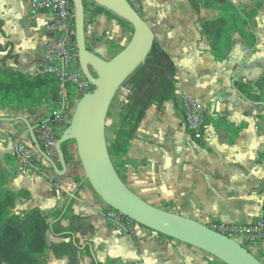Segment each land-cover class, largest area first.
<instances>
[{"label": "crops", "instance_id": "crops-1", "mask_svg": "<svg viewBox=\"0 0 264 264\" xmlns=\"http://www.w3.org/2000/svg\"><path fill=\"white\" fill-rule=\"evenodd\" d=\"M239 7L254 8L252 0H232ZM142 17L155 33V39L173 58L177 67V99L159 112L154 106L140 123L126 156L114 160L124 174L127 185L146 201L160 207L172 204V212L202 223L218 221L244 224L264 216V104L244 97L234 86L241 79L254 82L264 76V7L252 21L257 44L250 48L234 34V44L223 61L209 52L210 42L202 33L199 15L188 0H139ZM85 9L87 47L109 60L114 45L123 49L129 42L130 30H124L115 18L94 15ZM215 9H203L200 19H212ZM51 13H31V0H0V68L6 67L35 74L47 69L48 45L57 37L50 29ZM118 38V39H117ZM117 39V40H115ZM116 41V42H115ZM114 42V43H113ZM2 47V48H1ZM247 58L245 59V57ZM192 95L208 109L210 123L205 128L206 146L193 140L186 131L180 108L181 97ZM56 107L51 102L37 108L36 114L19 110L23 116L36 118ZM0 108V116L8 117ZM19 122V123H18ZM21 122V123H20ZM236 131H235V130ZM32 142L22 121H0V166L17 169L8 186L13 191L27 190L28 198H19L15 212L40 208L50 215L74 199L71 215L79 218L76 225L81 243L92 242L97 258L103 264H226L192 245L170 239L140 225L131 232L114 227L107 219L109 205L84 182L79 159L68 163L65 174L53 169H18L13 151L17 144ZM76 153V152H75ZM8 156V157H7ZM70 220H64L69 225ZM50 242L63 239L48 234ZM264 253V248L260 249ZM45 264H68V258L57 259L52 250ZM92 259L81 254L79 264H91Z\"/></svg>", "mask_w": 264, "mask_h": 264}, {"label": "trees", "instance_id": "trees-1", "mask_svg": "<svg viewBox=\"0 0 264 264\" xmlns=\"http://www.w3.org/2000/svg\"><path fill=\"white\" fill-rule=\"evenodd\" d=\"M188 1L199 15L202 33L210 42L209 52L215 60L223 61L227 58L234 44L235 33H238L250 48L257 44V35L252 21L258 16L259 10L264 7V0H252L254 8L251 10L239 7L232 0ZM84 4L85 9L92 7L95 16L105 14L110 18H115L123 29L134 31L129 22L107 8L91 0H85ZM132 5L141 14L140 9L135 4ZM203 9H215L219 11V14L212 19L202 20L200 15ZM9 57H11L10 53L0 62L5 63ZM176 83V64L155 39L146 61L123 84L129 87L127 98L121 107L114 111L110 110L108 113L107 128L110 125L113 127V137L108 140L113 162L116 158L129 153L137 129L150 108L155 106L159 112H164L168 102L176 101ZM234 86L250 101L264 104V76H260L254 82L237 79L234 81ZM60 101L61 82L53 72L44 69L30 74L11 68H0V108L4 109L14 105L17 109L28 110L33 115L36 114L37 108ZM259 118L264 120V115L260 114ZM210 120L206 121V125L210 123ZM36 134L38 136L37 131ZM70 142L62 145L67 163L74 158L70 152ZM197 142L206 146L202 140H197ZM260 158H264V152L260 154ZM118 172L124 180V174ZM15 173H17L15 167L8 171L0 166V264H45L44 258L49 250H52L57 259L67 257L68 264H79L83 253L92 259L91 264H103L97 258L94 243H81L77 236L82 226L75 224L79 217L71 215L74 205L73 198H70L64 207L56 211L53 216L37 207L22 213L15 212L18 199L30 196L27 190L13 191L9 188V180ZM76 180L79 185L75 194H78L87 179L84 176ZM123 217L127 219V216ZM68 219L70 223L66 226L63 221ZM213 223L219 224L220 222L214 221ZM207 225L213 227L211 223ZM48 234L63 240L58 243L50 242Z\"/></svg>", "mask_w": 264, "mask_h": 264}, {"label": "water", "instance_id": "water-1", "mask_svg": "<svg viewBox=\"0 0 264 264\" xmlns=\"http://www.w3.org/2000/svg\"><path fill=\"white\" fill-rule=\"evenodd\" d=\"M72 1L80 66L94 89L79 100L70 125L58 140L59 161L46 154L29 118L23 115L0 116V121L24 122L37 151L50 162L57 174H65L68 169L63 143L75 140L85 178L93 189L111 208L136 223L206 251L226 264H264L238 240L205 223L146 201L122 179L109 151L108 113L118 90L146 61L155 33L129 0H91L129 22L134 29L128 44L106 60L87 47L85 0Z\"/></svg>", "mask_w": 264, "mask_h": 264}, {"label": "built area", "instance_id": "built-area-1", "mask_svg": "<svg viewBox=\"0 0 264 264\" xmlns=\"http://www.w3.org/2000/svg\"><path fill=\"white\" fill-rule=\"evenodd\" d=\"M137 4L138 0H129ZM51 13L50 29L57 33V37L46 49V58L49 62L47 70L56 74L61 82V101L56 107L45 115L36 118L33 124L38 133V139L46 154L59 161L57 144L62 133L71 123L76 105L79 100L91 92L93 84L85 76L79 64L78 49L76 44V25L74 4L72 0H31V13ZM74 89V95L71 89ZM180 108L186 131L193 140H201L205 136L206 121L209 115L207 106L192 95L185 94L181 97ZM17 160L18 169L25 173L33 168L40 170L42 167L53 169L50 162L36 149L33 142L17 144L13 151ZM124 215L115 209H109L107 219L111 224L127 232V228L135 227L133 220L125 219ZM232 238L241 237L253 248L264 247V216L244 224L219 223L212 227Z\"/></svg>", "mask_w": 264, "mask_h": 264}, {"label": "rangeland", "instance_id": "rangeland-1", "mask_svg": "<svg viewBox=\"0 0 264 264\" xmlns=\"http://www.w3.org/2000/svg\"><path fill=\"white\" fill-rule=\"evenodd\" d=\"M253 6H254V2H253ZM136 7H138V8H140V6H139V0H138V3L136 4ZM246 9H247V7H245ZM89 10V9H88ZM254 25H255V22H254V24H253V27H254ZM125 30V29H124ZM260 32H261V34H262V36H263V39H264V30H263V27L261 28L260 27ZM132 34H133V32H130V35H129V41H130V39H131V37H132ZM118 39V38H117ZM117 39H115V40H117ZM116 42V41H115ZM114 43V42H113ZM113 48H114V50H113V52L115 53L114 54V56L118 53V52H120L122 49H120L119 48V45H114L113 44V46H112ZM113 56V57H114ZM112 57V58H113ZM247 58V56L245 57V59ZM79 64H80V61H79ZM71 89V93L74 95V89L71 87L70 88ZM94 89V86L93 87H91V91ZM128 93H129V87L128 86H121V88L118 90V92L116 93V96H115V98H114V100H113V102H112V105H111V108H110V110L111 111H114V110H116V109H118L119 107H121V105H122V103H123V101H125V99L127 98V95H128ZM3 110H5L6 111V113H10V115H6V116H8V117H11V116H18V115H22V113L19 111L20 109H17L14 105H10L9 107H6V108H4ZM31 115V114H30ZM30 115H27L28 116V118L30 119L31 117H30ZM25 117H26V115H25ZM19 123V122H18ZM21 123V122H20ZM113 137V127L110 125L108 128H107V138H108V140L109 139H111ZM71 145H73V147H74V154H75V156L79 159V161H80V158H79V155H78V152H77V145H76V141L75 140H71V142H70V144H69V148H70V150H71ZM76 152V153H75ZM74 154L72 153V155L74 156ZM75 158H73V160H74ZM72 160V161H73ZM71 161V162H72ZM81 162V161H80ZM82 164V163H81ZM84 174H85V172H84ZM124 181H125V183H126V179H124ZM87 182H89L88 180H87ZM90 183V182H89ZM110 207V206H109ZM160 208H163V209H165V210H169V211H171V210H174V207H173V205L172 204H165V203H161V206H160ZM110 209V208H109ZM214 221H211V222H209V223H211L212 225H214V223H213ZM133 223V225L135 224L134 222H132ZM206 224H208V223H206ZM133 228V227H132ZM148 229V228H147ZM132 230H131V227H128L127 228V232H131ZM152 231V230H151ZM159 234V233H158ZM236 240H238L242 245H244L245 247H247L259 260H261L263 263H264V253H261L260 252V249L261 248H264V247H256V248H253L252 246H249V244H248V242H246V240L245 239H243V238H241V237H236L235 238Z\"/></svg>", "mask_w": 264, "mask_h": 264}]
</instances>
